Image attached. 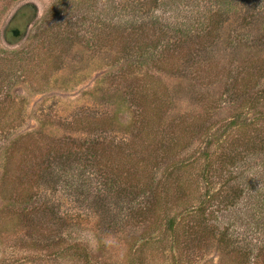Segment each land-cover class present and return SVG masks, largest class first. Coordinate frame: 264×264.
I'll return each mask as SVG.
<instances>
[{
  "label": "rangeland",
  "instance_id": "374dc122",
  "mask_svg": "<svg viewBox=\"0 0 264 264\" xmlns=\"http://www.w3.org/2000/svg\"><path fill=\"white\" fill-rule=\"evenodd\" d=\"M138 1L0 0V102L12 103L11 109L0 111V119L11 117L0 129V264H127L139 246L138 236L151 225L137 217L138 203L129 204L121 194L115 198L112 184L123 183L109 169L121 167L124 159L107 146L102 159L106 168L87 164V150L72 145L64 159L63 147L58 152L62 156L50 160L49 182L33 201H21L18 195L29 181L14 160L26 140L36 154L34 161H39L53 139L92 144L107 133L116 143L132 144L140 115L158 114L156 125L160 117L167 123L191 115L203 120L200 127L207 128V135L194 136L181 155L186 159L201 149L207 155L226 153L217 144L226 126L236 128L264 116V73L250 79V90L240 88L249 66L264 65V0H151V8L144 11L137 8ZM25 5L34 6L35 16L30 17L33 12ZM151 19L160 22L164 35L159 40L150 34L143 40L146 47L155 43L143 55L130 48L137 42L131 29ZM207 22L218 30L198 36ZM16 28L20 35L13 40L9 30ZM188 30L198 37L187 39L190 35L183 32ZM117 32L124 37L125 50L117 44ZM177 40L186 41L180 53L171 45L164 47ZM161 50L167 52L165 57L158 56ZM81 117L104 118L111 123L110 131L101 132L105 125L97 122L92 124L99 130L86 121L70 125ZM253 146L224 178H212L215 185L206 196H215L209 202L213 212L208 224L218 230L216 238L183 260L176 239L167 234L164 243L154 241L142 248L143 261L135 264H264V148ZM76 154L81 159L72 162ZM179 157L158 159L151 171L154 181ZM215 158L212 168L219 169L222 164ZM198 193L187 211L170 206L169 217L176 218L177 227H184L191 208L203 201L207 207L204 186ZM166 229L163 224L161 230ZM222 235L232 247L218 245ZM78 244V251L68 250ZM129 245H134L131 254ZM234 250L248 258H233ZM78 252L83 261L76 258Z\"/></svg>",
  "mask_w": 264,
  "mask_h": 264
},
{
  "label": "trees",
  "instance_id": "16d2710c",
  "mask_svg": "<svg viewBox=\"0 0 264 264\" xmlns=\"http://www.w3.org/2000/svg\"><path fill=\"white\" fill-rule=\"evenodd\" d=\"M149 1L151 2V0L138 1L136 4L137 8L144 11L146 8H148V5L150 4ZM157 2L158 0H152V3L157 4ZM212 17L213 16L210 15L207 18L212 20ZM147 23L148 22L146 21H142V24H140L138 27H133L131 29V37L137 39V42L133 43L130 48L135 49L136 51L141 50V54L143 55L149 53L152 50L150 46L155 44L149 43L147 47L151 50H148L145 44H143V40H146L150 34H155L156 37H159V40L164 35V30L159 27L160 22L158 23L157 19H151L150 23ZM150 26L155 27L151 28ZM150 28L153 30H150ZM216 30L218 29L216 26H214V24H212V22H207V24L204 26V29L201 28L197 35L200 36L203 31H207L208 35H212V33L216 32ZM9 33L11 34L10 31ZM116 34L118 35V32ZM6 35H8V33H6ZM183 35H190L187 39L198 37L197 35H194V32L191 30L183 32ZM118 37L117 44L120 46V48L122 47L121 50L128 48L123 46L124 37L121 35H118ZM128 37H130V35H128ZM158 39L156 38L155 42H158ZM184 42L182 43V41L180 42L177 40L175 43H165L164 47L171 45L177 49L178 53H180V48ZM166 53V51L162 53L161 50L158 56L161 57L162 55V57H165ZM258 73L259 75L264 73V65L262 67L260 66L259 68L249 66L246 79L241 81L242 86L240 88L243 92L250 90L249 85L252 82L250 79L255 78V74ZM261 98H264V96L262 95ZM249 100L250 98L248 101ZM255 106L256 104L249 103V107L251 109L255 108ZM11 108V102L9 103L4 101L2 104L0 102V111H8ZM143 116L140 115V122L138 121L139 132L135 137L136 141L132 144L128 141H120L119 143H116L114 140L107 139V133L105 136H98L99 140H96L94 137H92L94 138L92 141H90L92 144L76 142V140L69 143V138H67V141L64 138L61 140L53 139L50 140L52 145L45 144L44 147L47 149L45 150V153L41 159L39 161H34L36 154L32 153L31 151L30 140H26L25 143L22 144V153L16 160H14V162L19 161V165L21 166L19 171L24 173L25 178L28 176V179L26 180L29 181V187H26L27 189L21 188L22 192L18 195V198H20L23 202L26 199L28 201H33L34 198H36V195L43 188V185H45L46 182H49L47 178L50 173L49 170L51 169L50 160L56 157L54 159V162H56V160L62 156L58 155V152L63 150V147H65V149L67 148L64 159H68V154H71L70 152H67L69 145H72V147L76 146L80 150L81 148L87 150L88 155L83 157V160L86 161L87 164L89 163L93 165L92 163H96L101 168H106L107 165L102 161V159L104 160L105 158V151H103V147L107 146L109 149H113L114 152L119 153V156L121 158L123 157L122 159H124L123 163L120 165L121 167H111L109 169L110 174L115 176L118 175L117 177L123 183L122 185L117 183L112 184L116 188L115 198L117 199L120 197L119 194H121L127 196L125 198H127L129 204L131 203V205H133L135 202L138 203V210L140 208V212L136 213V215L138 214L137 217L143 222H151V225L138 236L137 242H139V246L134 250V253L132 256H130L129 260H127V264H135L136 260H139V262L143 261V259H141L140 253L142 248L151 245V242L154 241H161L164 243L165 235L167 234H172L174 239H176L175 246L181 253L179 256L183 260H189L190 253L192 251H198L202 249V245L208 243L210 240H214L218 233V230L215 228V226L208 224V221H210L212 218L213 212L210 210L211 207H213L212 203L209 202L215 199V196H206L210 188L215 185L212 178H224L229 168L235 167L236 160L240 158V155L244 154L245 150L256 148V146H253L254 144H259L261 150L264 148V116H261L260 119H256L257 121L255 122L245 120L239 123L236 128H230V126H226L223 131V140L217 142L218 145H221L220 150L223 149L226 153L219 152V154L207 155L206 150L204 151L201 149L195 156H189L186 159L181 158V155L185 153L190 147L192 142L191 140L194 138V136L199 135L200 133H202V136L207 135V128H205V131L202 129V127H200V124L203 122V120L194 118V116L191 115H185L175 119L174 121L171 119L166 123L164 117H160V122L156 125L155 123L158 120V114L149 117H147L146 114L144 117ZM10 118H4L3 120L0 119V129L5 126V122ZM240 118L241 116L238 119ZM104 120L105 119L102 118L99 120L93 119L90 121L81 117L77 118V120H74L72 123H70V125L79 126L86 121V125H93L92 127L94 130H99L97 123H102L105 125V128L102 129L101 132H109L111 123L110 121L107 122V120H105L106 123H103ZM93 122L97 123L92 124ZM233 123L229 125L233 126ZM105 137L107 141L103 142L105 141ZM226 143H229V147L224 148ZM217 148H219V146ZM98 150L100 152H98ZM168 155H180V157L177 158L175 163L166 168L164 175H162V177L160 176L159 180L155 182L151 171L159 164L158 159H163L164 156L167 158ZM213 155L216 156L214 161H218V163L222 164L219 169L212 168L213 159L211 160V158H213ZM76 156L78 157L72 159V162L80 161L81 156H79V154H76ZM227 164L228 169H226ZM84 166L85 164L83 167ZM119 170L121 173H116ZM121 176H124V179H122ZM111 179L112 178L110 177V180ZM201 186H204L205 188L204 197H207L205 201L207 203V207L204 205V201L200 202L198 207L191 208L186 214V219L188 218V220L183 224L184 227H181L180 224L177 227L176 218L169 217L171 213L170 206L175 204L177 210L180 209L181 212H184L185 210L187 211L189 208L188 206L195 200V196L199 194L198 191L201 189ZM227 187H229V185H227ZM140 198L143 200L146 199L144 203L138 201ZM48 211L51 210L48 209ZM163 224L167 226L166 230H161ZM179 231H181V234H178ZM185 237H187V239H185ZM225 238L227 239V237H224L223 235L218 237V240H216L218 245L222 246L223 248L232 247V244L229 242L230 240H226ZM141 240L142 242L140 243ZM129 247V254H131V250L134 248V245H129ZM79 249H81L80 244H78V247L72 246L68 248L69 251H78ZM230 253L234 254L233 258L237 259L246 256V254L235 250ZM136 255H138V259H136ZM75 256H77L76 258L79 261H83V258H85L81 252L76 253Z\"/></svg>",
  "mask_w": 264,
  "mask_h": 264
},
{
  "label": "flooded vegetation",
  "instance_id": "af4514ba",
  "mask_svg": "<svg viewBox=\"0 0 264 264\" xmlns=\"http://www.w3.org/2000/svg\"><path fill=\"white\" fill-rule=\"evenodd\" d=\"M24 9H29L31 12H33L32 14H31V16L30 17H32V16H35V12L33 11L34 10V6L33 5H25L24 7H23ZM21 12V9L20 10H18L15 14L16 15H14V17H12L11 18V21H10V23H12L14 20H16L17 19V17L16 16H18V14ZM22 16V15H21ZM10 32H11V38H13V40H15V39H18V37H19V35H20V30L19 29H11V30H9ZM5 35H6V33H5ZM6 37H7V35H6Z\"/></svg>",
  "mask_w": 264,
  "mask_h": 264
}]
</instances>
